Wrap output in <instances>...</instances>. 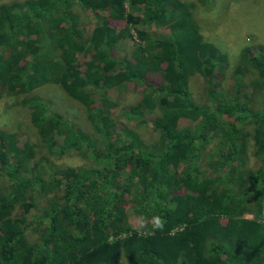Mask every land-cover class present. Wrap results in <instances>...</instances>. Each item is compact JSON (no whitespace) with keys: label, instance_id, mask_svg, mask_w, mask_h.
Segmentation results:
<instances>
[{"label":"trees","instance_id":"obj_1","mask_svg":"<svg viewBox=\"0 0 264 264\" xmlns=\"http://www.w3.org/2000/svg\"><path fill=\"white\" fill-rule=\"evenodd\" d=\"M76 5L103 14L98 23L105 27L103 35L100 29L90 36L83 33ZM113 21L153 22L169 35L159 38L137 30V47L118 58L112 47L127 32L117 31ZM222 56L216 45L203 39L181 0L0 4V93L26 94L19 104L49 152L84 147L101 162L56 170L47 178L39 172L25 176L33 148L27 143L16 146L14 134L0 131V175L11 186L0 195V264H264V224L256 219L264 216V110L249 108L252 97L264 92V44L241 50L233 71L235 90L225 100H220L213 81L215 62ZM250 72L256 77L244 82ZM194 74L206 83L203 105L190 90ZM151 75L160 81L148 82ZM46 83L58 84L81 104L94 134L66 124L48 103L31 94ZM129 83L144 90L128 108L133 118L158 110L152 122L158 133L154 143L143 142L130 127L118 129L110 116L109 93ZM246 87L251 94L245 95ZM213 115L223 117L222 151L210 164L218 170L230 166L225 174L204 177L196 163L201 141L207 138L200 124ZM182 119L201 121L191 128L190 123L180 125ZM238 125L252 126L259 160L255 169L243 168L246 146ZM58 135L62 144L56 141ZM97 140H102L100 146ZM187 159L193 165L179 172ZM123 170L132 182H124ZM59 187L64 188L62 195L28 223L22 212H14L16 205L25 209L29 194ZM126 195L152 220L147 234L128 225ZM244 213L255 216L246 218ZM28 224L42 226L37 242H28Z\"/></svg>","mask_w":264,"mask_h":264},{"label":"rangeland","instance_id":"obj_2","mask_svg":"<svg viewBox=\"0 0 264 264\" xmlns=\"http://www.w3.org/2000/svg\"><path fill=\"white\" fill-rule=\"evenodd\" d=\"M22 2L24 0H0V4L11 2ZM185 1L189 6L191 16L199 30V33L205 41H209L217 46L218 50L224 54L219 61L216 60V67L214 74L216 78L213 81L217 82V94L220 100L228 99L234 93V75L233 71L237 60L240 57V52L244 48L253 49L256 45L264 44V0H181ZM127 10L128 7L126 6ZM75 10L80 14L83 23V33L86 36L92 35L95 29H100V35H103L105 27L99 25L101 20L100 12L93 13L75 6ZM115 29L119 31L124 29L127 34L119 38L112 47V53L115 57L122 58L128 56L133 49L137 47L140 40L136 34L137 30H144L153 36L163 38L169 35V31L157 23L148 24H128L125 21H113L111 23ZM99 25V26H97ZM256 77L253 72H250L245 78L244 82L252 81ZM160 76L151 75L147 78L150 83L159 82ZM190 90L196 102L205 104L207 96L205 94L206 83L199 74H194L189 80ZM243 92L245 95L251 94L246 87ZM144 93L142 85L134 83L126 84L120 88L111 91L108 95L111 104L113 105L109 110L111 111V118L114 120L117 128L130 127L135 130L141 140L147 144L154 143L158 138V133L152 128L154 116L158 113L157 108L145 112L144 117L133 118L128 108L138 102ZM29 95V93H27ZM31 94L38 95L48 105L51 110L58 113L62 120L69 125H73L89 134H94L93 127L87 118L85 109L81 104L72 100L62 88L55 83H46L36 87ZM26 94H15L10 91L0 93V131L4 133L14 134L16 146L22 147L24 143L30 145L34 150V159H30L26 163L25 176L34 173H42L46 178L53 174L56 170H64L66 168L76 167H95L101 166L100 161L82 147L80 151L65 149L62 153H51L41 142L39 134L32 126L29 114L19 104V99ZM243 100L247 101L243 98ZM249 108L253 110H264V92L260 96H253L249 101ZM211 111V108L208 112ZM208 119V120H207ZM203 123L200 121L192 122L182 119L180 125L191 124V128L202 125L207 131V138L200 143L201 158L198 159V172L201 176L211 177L216 174H225L229 169V164L223 165L221 168H212L210 162L218 157L222 151L221 137L219 127H221V120L223 117L211 116ZM237 134L242 139V143L246 146L244 166L246 169H255L259 165L258 158L254 155V146L252 140V126L246 125L244 127L238 125ZM101 139L98 136H93ZM56 139L58 144H62V136L58 135ZM98 146L101 145L102 140H97ZM12 160V158H10ZM33 165H36L33 167ZM193 165L189 159L180 163L179 172L188 171ZM123 180L126 183L132 182L128 177V170H123ZM134 187L135 184H134ZM11 190L10 181L4 175H0V195L6 194ZM137 188H134L136 191ZM64 188L59 187L51 191H35L29 194L25 209L16 205L14 212H22L25 221L28 223L34 219L36 214L42 210L55 198L60 197ZM25 210V211H24ZM125 212L127 216L128 225L132 230L140 234H147L149 232L148 225L151 219H146L140 211L137 210L135 203H133L132 196H125ZM254 213H244L243 217L254 218ZM264 224V216H256ZM42 226L35 224H28L26 237L28 242H37L39 238V231ZM123 236V235H122Z\"/></svg>","mask_w":264,"mask_h":264}]
</instances>
